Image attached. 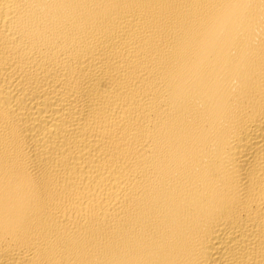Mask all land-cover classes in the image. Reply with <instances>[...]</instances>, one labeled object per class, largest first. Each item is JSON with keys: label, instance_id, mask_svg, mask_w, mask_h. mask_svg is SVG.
Returning a JSON list of instances; mask_svg holds the SVG:
<instances>
[{"label": "bare ground", "instance_id": "1", "mask_svg": "<svg viewBox=\"0 0 264 264\" xmlns=\"http://www.w3.org/2000/svg\"><path fill=\"white\" fill-rule=\"evenodd\" d=\"M0 264H264V0H0Z\"/></svg>", "mask_w": 264, "mask_h": 264}]
</instances>
